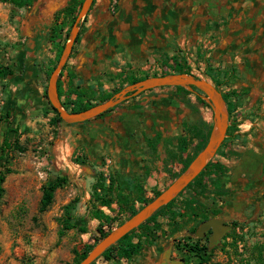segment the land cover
<instances>
[{
    "label": "flooded vegetation",
    "instance_id": "flooded-vegetation-1",
    "mask_svg": "<svg viewBox=\"0 0 264 264\" xmlns=\"http://www.w3.org/2000/svg\"><path fill=\"white\" fill-rule=\"evenodd\" d=\"M62 1L64 4L55 12H49V0H36L30 7L33 14L28 18V24L34 34L26 36L27 45L19 73L21 79L28 76L29 80H33L36 89L40 79L46 77L48 83L49 78L46 70L41 73L35 71L36 62L32 54H36L40 44L38 27L42 28L46 39L58 14L71 0ZM126 1L125 6L121 0H107L102 13L103 21L96 23L98 13L93 0L80 23L69 58L58 76L57 93L63 91L60 102L69 96L75 102L96 105L104 102L99 101L102 97L110 95L111 98L126 86L143 79L179 74L178 66L182 60L187 62L188 57L192 58V54L186 51L191 52V47L195 52L200 49L199 53L207 60L201 73L204 77L194 75L209 82L221 94L228 127L224 140L197 183L204 184L208 193L197 194L200 187L194 185L176 198L173 202L176 207L172 211L181 214L174 220L176 225L173 230L176 233L159 252L154 264H166L163 259L165 252H170L171 259L181 260L183 264H208L209 257L225 243L227 235L238 225L255 223L264 216V123H260L257 132L260 145H243L240 137L247 135L242 131L244 122L250 121L246 132H252L256 127L252 115H248L240 99L243 95L238 82H235V90L229 92L225 81L209 79L212 75L210 71L213 72V51L223 41L226 42L227 55L224 62L229 65L231 73L247 79L250 70L255 69L254 63L264 69V15L261 16L262 9L257 10L259 6L264 9V0H192L190 7L194 18L189 24L178 23L175 26L176 30L179 29L178 33L172 30L174 25L170 17L163 16L164 10L167 13L174 10L173 3L166 2L162 8L157 7L146 15L142 10L147 8V0ZM93 15L96 16L94 20ZM188 45L190 48H187ZM246 53L254 57L255 62H247L244 58ZM222 88L227 89L228 94L223 93ZM44 90H47V84ZM70 90H74L75 94H69ZM199 99L200 92L195 87L188 90L175 86L155 88L131 96L88 120L80 130L65 133L69 138L70 157L81 150L80 157L74 156L81 166L91 165L101 169L108 161L111 171L116 161L126 165L132 162L129 150H139L143 144L147 146L163 140L169 147L175 142L176 147L173 148H176L180 162L173 167L181 165L182 168L204 138L208 140L211 131L212 123L205 116L210 112L213 117L212 110L208 104L202 105ZM45 101L49 102L48 99ZM234 109L238 111L237 116L233 115ZM198 130L200 138H194ZM91 138L94 141L92 145L83 141ZM184 138H193L194 143L190 150L186 148V155L181 158L184 152L178 148ZM171 155L174 156L172 151L163 159V165L172 159ZM146 161L157 164L161 159L149 157ZM99 174L95 172L96 176ZM189 204L191 207L186 212L185 207ZM210 219L222 221L221 227H225L213 244L210 242L212 228L201 237H196L198 227ZM137 259L138 256L135 261ZM131 261L134 260L129 263Z\"/></svg>",
    "mask_w": 264,
    "mask_h": 264
},
{
    "label": "rangeland",
    "instance_id": "rangeland-1",
    "mask_svg": "<svg viewBox=\"0 0 264 264\" xmlns=\"http://www.w3.org/2000/svg\"><path fill=\"white\" fill-rule=\"evenodd\" d=\"M32 14V9L27 6L17 7L11 3L0 2V65L12 67L16 71L12 77L0 81V146L4 137H7L11 141L17 139L24 148L23 152L11 153L12 173L7 175L3 185L5 192L0 202V264H75L84 246L93 244L98 236L99 226L88 225V219L84 226L79 227L85 228L86 233L74 229L64 232L59 237L58 231L61 228L66 205L62 207L61 216L56 219L59 228L54 232H49V209L38 214L41 187L65 175L67 181L63 186L66 187L68 193H72L75 186L71 184L70 179L75 175L73 173L78 171V167L73 170V167L68 168L67 166L71 163L81 166V162L79 160L75 162L74 156L78 154L75 153L71 158L67 151L64 161L67 166L63 165L62 172L58 173L52 167L49 152L59 146L61 130L65 125L56 126L51 122L53 113L48 111L45 99L40 96L47 84V78L40 79L38 89L35 88L33 80L28 79V76L26 79L20 78V62L27 45L26 36L34 34L31 25L28 24V18ZM41 29L38 27L39 48L36 54H32L36 62L35 71L39 73L45 70L48 63L50 68L55 56L51 44L47 43L44 31L42 32ZM187 48H190L189 45ZM190 49L191 52L186 51L192 54V58L188 57V60L197 59L194 62L204 67L207 60L203 58V54L199 53L200 49L196 52L192 47ZM210 73L212 75L209 79L214 81L216 78L213 75L216 71H210ZM201 77H204L203 74ZM59 93L63 95V91L59 90ZM107 96L99 101L102 102ZM207 114L205 117L209 123H212L211 113ZM193 143L194 141L189 139L188 150ZM185 155L184 152L181 158ZM171 158L164 171L167 179L156 191L162 192L181 173V165L173 167L174 164L180 162L177 155H171ZM79 171V174H76L77 177L82 176V179L86 181L87 175L82 169ZM95 171L101 176L100 178L96 176L97 179L94 178L93 183L88 186L93 209L100 205L101 201H107L109 204L113 201L107 190L109 181L112 180L111 171L109 170L108 182L103 177L101 169H95ZM107 183L108 186H106ZM131 186L133 190L136 189V186L132 184ZM124 190V186L118 189L120 196L123 195ZM204 192L208 193L207 190ZM152 198L154 197L150 199ZM207 198L209 199V196ZM141 206L142 201L135 208L138 209ZM175 207L172 204L170 210H164L157 217L156 222L162 226L165 233L158 231L151 244L147 243L142 246L136 261L129 263L130 260L125 258H119V262L99 259L96 264H154L159 252L176 233L167 218V214ZM113 212L116 218L110 224L106 223L101 228L102 230L115 229L121 221L128 219L129 210L120 211L115 208ZM143 236L144 231L138 230L132 235V240L134 242H137L139 238L144 240ZM208 264H264V216L255 223L238 225L237 229L227 235L225 243L209 257Z\"/></svg>",
    "mask_w": 264,
    "mask_h": 264
},
{
    "label": "crops",
    "instance_id": "crops-1",
    "mask_svg": "<svg viewBox=\"0 0 264 264\" xmlns=\"http://www.w3.org/2000/svg\"><path fill=\"white\" fill-rule=\"evenodd\" d=\"M191 1L192 0H147V8L143 9L142 13L150 15L152 10H155L157 7L162 8L166 2L167 4L173 3L171 6L174 8V10L169 11V13H167V10H164L165 13L163 16L165 17V15H167L168 18L170 17L174 25L172 30L175 33L177 30H179H176L175 27L178 23L189 24L193 20L194 12L190 7ZM121 2L125 6L127 5L126 0H121ZM63 4L64 1L62 0H49V12L57 11L59 6ZM107 4V0H95V9L98 15L97 17L93 15L92 20H94L96 17V23L103 21L104 15L102 13L105 11ZM259 9H262L261 16L264 15V9L262 6H259L257 10ZM181 13H183L182 16ZM226 56V42L223 41L221 45L215 47L213 51L211 66L213 71H216L214 76L219 81L222 80L227 83L226 85L229 89V92L235 90V82H238L237 86L240 88L239 90L242 91L243 95L240 99L246 107L245 110L248 115H252L251 119L253 122H255L254 126L256 127V129H254L252 132H246L250 121L246 120L244 122L245 124L242 127V131L247 135L240 137L241 143L243 145L247 144L248 147L260 145L261 139L260 136L257 135V132L259 130L260 123H264V69L263 67H256L258 65L254 63L255 65L253 66L255 69L253 71L250 70L248 75L249 78L247 76V79H245L240 74L237 75V73L234 74L230 72L231 70L229 69V65H225L224 62ZM244 58L247 60V62H251L252 60L255 62L254 57L252 58L248 53H246ZM232 86L233 89H231ZM129 112H134V110H129ZM83 124L84 123L73 126L65 125V127L61 130L62 134L61 140L59 141V146H57L55 150L49 152V155H51L50 161L52 167H54L58 173L62 172L61 170L63 169V165L67 166L64 162L66 160L67 151L70 154V146L67 141L69 138L65 135V133H74L75 131L80 130ZM141 140L143 141L144 139L142 138ZM83 141H88L89 145L94 143L93 138L90 140L84 139ZM174 144H171V147H169L167 143L162 140L158 143L157 141L153 144L150 143L147 146L143 144L139 150H129L132 162L129 165H126L120 164L119 161H116L115 166L113 169H111L112 180L111 185L107 187V190L113 200L112 204L110 203L109 206L100 204L94 209L91 207V192L88 189V186L93 183L94 178L97 179L95 172H98L95 171V169L99 170V168L91 165L79 166L78 164L71 163L70 166H67L68 168L73 167V170H76L78 167V171L74 172L73 174L75 175H73L70 179L71 184L75 186V190L72 193H68L66 191V187L62 186L55 191L53 203L49 207V232H54L57 230V228H59V224L57 223L56 219L61 216L62 207L69 204L73 200L76 203L70 215L71 223L75 226V228L71 230L84 226L88 219V225L99 226V221L92 216V213L96 210H100L104 215L110 218H116V215L113 212L115 208H118L120 211L129 210L130 208H135L143 199H150V196L154 197L153 195L155 194L156 190L159 189L167 179L164 172L166 171V165L162 164L163 159H165L167 155L171 153V150H173L174 156L177 155L175 153L176 148H173L176 147V144ZM79 153H81V150L76 152V154ZM149 157L161 159V161L157 164H152L151 162L146 161V158L148 159ZM80 169H82L84 174L87 175L88 178L86 181L82 179V176L77 177ZM124 183H126V185H124ZM131 184L136 186V189L133 190ZM106 186H108V183ZM121 186H124L125 188L122 196H120V192H118V189ZM125 202H128L127 206L123 205ZM103 224L105 225L106 223Z\"/></svg>",
    "mask_w": 264,
    "mask_h": 264
},
{
    "label": "water",
    "instance_id": "water-1",
    "mask_svg": "<svg viewBox=\"0 0 264 264\" xmlns=\"http://www.w3.org/2000/svg\"><path fill=\"white\" fill-rule=\"evenodd\" d=\"M92 3L93 0H84L82 2L80 10L77 13L75 21L68 33L67 40L64 44L57 64L48 78L46 90L47 99L52 109L57 112L59 118L64 123L70 125L84 123L107 112L131 96H137L140 93L155 88L170 86L181 87L188 90H192V87H195L200 92V98L210 106L213 113V121L205 146L190 162L188 167L180 173L176 179L158 196L151 199L150 202L142 206V208H140L133 216L122 222L115 229H112L106 236L101 238L78 264H91L100 255H102L105 250L116 244L129 232L138 228L159 209L176 199L178 195L206 168L207 164L213 158L217 149L224 140L228 127V116L221 94L206 80L201 78L197 79L193 75L187 74H168L149 77L126 86L113 97L84 111L77 113L67 111L61 104L57 93V80L69 58L73 44L79 34L80 23L87 15ZM221 225L222 221L220 220H207L198 227L196 237H201L206 230L212 228L213 235L210 237V242L213 244L219 239L223 230H225V227L223 228ZM170 256V252H165L163 254V259L166 264H183L181 260L171 259Z\"/></svg>",
    "mask_w": 264,
    "mask_h": 264
},
{
    "label": "trees",
    "instance_id": "trees-1",
    "mask_svg": "<svg viewBox=\"0 0 264 264\" xmlns=\"http://www.w3.org/2000/svg\"><path fill=\"white\" fill-rule=\"evenodd\" d=\"M84 0H71L70 3L67 5V7H65L58 15V17L56 18L54 24L50 27L47 35H46V40L48 42V44H51L52 49L55 52V57L54 60L51 62L50 64V68H49V64L45 67V74L48 77L49 73L53 70V68L55 67L62 49L64 47V44L67 40L68 37V33L70 31V28L72 27L75 18L77 16L78 11L80 10V7L82 5V2ZM1 3H11L16 5L17 7H23V6H27L28 8H30L35 2L36 0H0ZM179 70L178 73L179 74H187V75H193L195 78L198 79L197 76H195L193 73L190 72V70L187 68L186 66V61L182 60V64L178 66ZM15 70L12 67L6 66V65H0V81L5 80L8 77H12L15 74ZM57 87L59 88V85H57ZM69 94H75L74 90H70ZM59 98L61 97V94L58 92ZM43 97L47 100L46 97V90L43 91ZM108 98H110V95H108L106 98L103 99V101L107 100ZM199 102L202 105H206L207 103L205 101H203L202 99H199ZM48 105V111L53 113V117L51 119V122L56 125L59 126L61 124L66 125V126H73L70 124H66L64 123L58 116L57 112L52 109V107L50 106L49 102L46 103ZM61 104L63 105V107L72 113H77V112H81L84 111L92 106H94V104H90V105H86V104H82L80 102H75L74 100L71 99V97L67 96L65 101H61ZM88 122V121H86ZM84 122V123H86ZM197 136L194 138H200V130L197 131ZM190 140H193V138H190ZM189 139H181L179 142V150H181V152H185L186 148H187V144H188ZM207 142V138H204V141L202 142V144L198 147L197 151L200 152L202 150V148L205 146ZM17 151V152H23L24 148L20 145L19 141L16 139L14 141L9 140L7 137H4L2 144L0 146V202L1 199L4 195V183L6 180L7 175L12 173V170L10 168V155L12 152ZM198 152L192 156H190L186 162H184V165L182 167L181 173L188 167V165L190 164V162L195 158V156L198 154ZM75 162H78V159H75ZM203 174V171L178 195L180 196L186 189L193 187L194 185H196L197 188L200 187V190L197 192V194H202L205 190H204V184H200L198 185V181L201 179ZM99 178L101 175H98ZM67 181V177L65 175H61L59 176L54 182L52 183H48L46 185H43L41 187V196L39 199V203H38V214H42L44 212H46L49 207L51 206V204L53 203V198H54V193L58 188H61ZM161 193V191H156L154 194V197L158 196ZM176 199H174L173 201H171L170 203H168L166 206L162 207L161 209H159L157 212H155L149 219H147L145 222H143L138 228L132 230L131 232H129L128 234H126L123 238H121L116 244L112 245L111 247H109L107 250H105V252L100 255L94 262H92L91 264H96V262L99 259H104V260H113L116 262H119V258H125L127 260H135L136 257L138 256L140 250L142 249V246L146 245L147 243L151 244L154 241L155 238V234L158 231H161L163 233H165L164 230H162V226L156 222L157 217L164 212V210H170L173 202ZM151 199H143L142 200V206H144L145 204H147L148 202H150ZM75 201L73 200L72 202H70L68 205H66L64 207V215L61 221V228L58 231V235L59 237H61L64 232L71 230L73 228H75V226L70 222L71 220V211L74 208L75 205ZM102 205H106L109 206V202L107 201H101ZM127 202H125V204H123L124 206H127ZM138 209L136 208H130L129 209V215L128 218L133 216L140 208ZM191 205L189 204L187 207H185L186 212L189 211ZM93 218L97 219L99 221V227L97 229L98 231V236L96 237V239L94 240L93 244L91 245H85L83 250L78 254V258L75 262V264H78L86 255L87 253L93 248V246L104 236H106L112 229H108L106 231L102 230L101 228H103L104 224L103 223H107L110 224L111 221H113L114 218H110L106 215H104L100 210H96L92 213ZM181 214L180 212L177 211H170L169 214H167V218L169 219L170 222V226L172 228L175 227V222L174 220L177 217H180ZM123 221H121L117 226H119ZM153 225V226H152ZM78 230L81 233H86L87 230L85 228H78ZM138 230H143L144 231V240H142L141 238H139V240L137 242H134L132 240V235L138 231Z\"/></svg>",
    "mask_w": 264,
    "mask_h": 264
},
{
    "label": "built area",
    "instance_id": "built-area-1",
    "mask_svg": "<svg viewBox=\"0 0 264 264\" xmlns=\"http://www.w3.org/2000/svg\"><path fill=\"white\" fill-rule=\"evenodd\" d=\"M186 66L190 70L191 73L196 74L198 76H201L200 73H202L203 67L199 63H195L194 61L188 60L186 62ZM222 91H224L223 93H227L228 94L227 89L222 88ZM233 115L234 116H237L238 115L237 109H234ZM101 171H102L103 177H105L106 181L108 182L109 181V178H108V176H109L108 161H106V163L104 164V166L101 167ZM150 197H152V196H150Z\"/></svg>",
    "mask_w": 264,
    "mask_h": 264
}]
</instances>
